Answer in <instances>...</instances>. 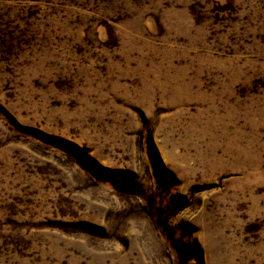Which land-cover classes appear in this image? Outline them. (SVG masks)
<instances>
[{
  "label": "rangeland",
  "instance_id": "obj_1",
  "mask_svg": "<svg viewBox=\"0 0 264 264\" xmlns=\"http://www.w3.org/2000/svg\"><path fill=\"white\" fill-rule=\"evenodd\" d=\"M0 264H264V0H0Z\"/></svg>",
  "mask_w": 264,
  "mask_h": 264
}]
</instances>
